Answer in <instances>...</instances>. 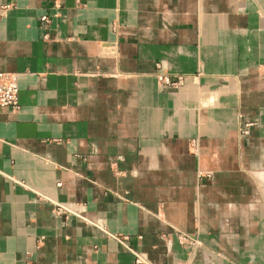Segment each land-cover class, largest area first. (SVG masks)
Returning a JSON list of instances; mask_svg holds the SVG:
<instances>
[{"label":"crops","instance_id":"1","mask_svg":"<svg viewBox=\"0 0 264 264\" xmlns=\"http://www.w3.org/2000/svg\"><path fill=\"white\" fill-rule=\"evenodd\" d=\"M58 3L0 0V264H264V0Z\"/></svg>","mask_w":264,"mask_h":264},{"label":"built area","instance_id":"2","mask_svg":"<svg viewBox=\"0 0 264 264\" xmlns=\"http://www.w3.org/2000/svg\"><path fill=\"white\" fill-rule=\"evenodd\" d=\"M59 0H53V7L58 8ZM9 5L0 6L1 14L0 16H4L5 12L9 9ZM39 21L42 23L43 27L48 26L49 18L47 16H40ZM156 74L155 78L160 85H165L168 87L177 88L182 85L183 77L177 76L176 81H172L169 75H166L162 72V65H156ZM17 90L13 84V80L9 74L0 73V107L10 108L11 110L16 109L17 107ZM253 126V124L248 123L240 128V135L246 136L249 135V128ZM207 176L210 175L209 172L206 173ZM53 212L57 215H74L79 216L76 209L74 207L54 203ZM84 219V217H81ZM177 237L180 245L188 244L189 251L186 260L180 262L178 264H191L193 257L195 256L198 248L201 246V241L198 239L196 235H191L182 231L177 232ZM133 255L134 264H150L146 255L136 249L131 248L127 243V237H122L118 239Z\"/></svg>","mask_w":264,"mask_h":264}]
</instances>
